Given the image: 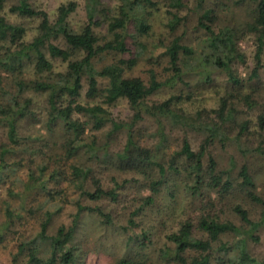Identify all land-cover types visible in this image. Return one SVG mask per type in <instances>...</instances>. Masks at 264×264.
<instances>
[{"label": "trees", "instance_id": "16d2710c", "mask_svg": "<svg viewBox=\"0 0 264 264\" xmlns=\"http://www.w3.org/2000/svg\"><path fill=\"white\" fill-rule=\"evenodd\" d=\"M195 1L196 11H201L197 28L203 32L202 46L197 52L181 45V37H174L165 47L170 76L157 81L151 73L146 84L140 78L124 76L125 70L134 66V59L119 58L98 66L97 58L111 53L131 54L128 38L149 35V20L160 5L169 16L167 29L174 33L184 21L180 12L188 7L185 0H84L86 21L76 31L69 22L78 8L75 1L60 5L54 20H50L46 12L33 7L34 0H0V128L5 133V139L0 142V185L15 173L13 166L20 168L30 164L26 167V179L21 181L23 191L17 193L19 197L27 196L33 190L54 197L48 185L61 176L67 186L80 195L75 203L72 225L60 226L54 234H48L53 214L46 212L39 218L36 235L19 244L12 264H20L17 258L21 254L26 257L24 264H78L80 255L74 243L81 214L94 213L104 225L113 222L109 213L99 207L83 206L80 199L93 202L108 199L117 203L121 192L132 186L135 191L131 201L138 207L130 213L126 230L130 231L129 241L143 249L149 242V233L135 231L137 223L132 217L153 205L162 187L173 177L178 180L177 187L199 201L196 215L185 217L167 235L172 247L165 246L159 251L161 262L264 264V259H256L250 251V246L259 242L258 233L264 230V197L257 193L254 178L246 165H241L234 174L236 164L232 159L230 166L222 169L210 152L216 142L222 147L231 140L238 142L248 131L250 121L237 123L238 133L230 138L226 126L234 125L237 110L226 98L220 101L216 110L209 113L196 111L191 115L172 110L171 105L180 101L177 96L159 104L147 102L158 90L174 87L194 70L205 75L207 82L213 74L221 73L229 83L239 86L235 68L245 64V55L238 44L247 34H253L256 41L257 67L252 76L257 77L264 51V0ZM204 1L221 6L219 11L227 7L226 2L240 9L246 7L249 20L241 27L218 23V11L203 7ZM6 7L19 19L37 21L36 34L31 40H25L27 30L22 24L11 23L2 15ZM104 25L111 35L109 39H100L95 33L96 28ZM136 47L139 51L145 48L141 43H136ZM53 61L64 64V69L56 71ZM28 68L33 72L31 78L25 76ZM28 93L32 96H27ZM38 96L43 98V112L36 113L33 98ZM118 101L128 105L132 113L128 121L116 122L104 108ZM240 103L250 106L253 99L244 95ZM211 113L215 114L214 118L210 117ZM144 115L152 117L157 124L156 132L149 134L152 139L157 138L153 148L144 143L141 131H136ZM166 122L184 132L177 149L166 148ZM25 123L32 124V128L39 124V129H33L35 134L26 133L30 130L22 129ZM256 126L259 131L264 130V111L257 116ZM96 133H105L101 136L104 143ZM121 133L125 134L121 148L111 152L110 141ZM189 133L202 136L196 149ZM57 136L61 137L59 143ZM257 151L264 156L261 145ZM38 157L40 160L36 163ZM63 164H67L65 172L61 169ZM106 166L117 173L107 186L94 172V168L106 169ZM122 174L129 178L119 182L117 176ZM16 188L15 182L10 183L9 195H14ZM232 196L235 199L227 203ZM243 202L260 208L256 219L250 217ZM225 204L229 205L230 214L221 209ZM2 205L6 226L11 222L13 211L8 202H2ZM227 215L237 218L239 225L226 219ZM133 262L123 259L118 264H135Z\"/></svg>", "mask_w": 264, "mask_h": 264}, {"label": "rangeland", "instance_id": "374dc122", "mask_svg": "<svg viewBox=\"0 0 264 264\" xmlns=\"http://www.w3.org/2000/svg\"><path fill=\"white\" fill-rule=\"evenodd\" d=\"M70 1H75L78 5L76 12L69 18L70 25L76 31L86 21L83 8L84 0H34L33 7L46 12L50 20H54L58 7ZM185 1L188 7L180 12V17H183L184 21L174 33L168 31L166 25L169 16L166 14L165 7L160 5L159 10L154 12L149 20L151 25L149 35L135 39L128 38L127 45L128 49L131 50V54L126 53L124 56L115 53L104 54L101 58H97V65L101 66L119 58L134 59V66L125 70V77L140 78L144 83L148 84L150 74L153 73L157 81H164L171 74L168 71L169 58L165 54V47L169 45L174 37H181V45L191 47L197 52L202 46L203 32L197 28V18L201 11H196L195 0ZM226 4L227 7L223 8V11H219L221 6L213 1H204L203 7H211L218 11V23L220 22L221 24L241 27L244 22L249 20L248 13L244 9L246 7L240 9L232 6L230 2H226ZM2 15L9 22L22 24L26 28V41L31 40L36 34V20L19 19L8 12V7L4 9ZM132 32L130 30L129 33L132 34ZM95 33L100 39H109L111 37L105 25L96 28ZM136 43H141L145 48L139 51ZM238 45L245 55V64L235 68L236 76L241 83L239 86L229 83L227 77L221 73L213 74L211 81L207 82L205 75L200 74L198 70H194L188 72L189 74L183 77V81L177 82L174 87H163L158 90L148 98L147 102L149 105L159 104L170 97L177 96L180 97V101H176L171 105L172 110L175 112L182 111L191 115L196 111L209 113L212 110H216L220 101L226 98L229 105H232L237 110L234 125L228 124L226 126L227 135L233 138L239 130L237 123L244 120L250 121L249 128L238 142L231 140L224 145L225 147L216 142L213 147H210V152L216 157L222 169L228 168L232 159L234 164H236L234 174L238 172L241 165H246L254 178L257 193L264 197V156L257 151L259 145L264 149V130L259 131L256 126L257 116L264 111V51L261 56V66L257 70V77H254L252 73L257 67L254 35H245L241 38ZM53 64L56 71H62L65 67L59 61H53ZM25 76L26 78L33 76L31 68L26 70ZM244 95H248L253 99L251 107L240 103V99ZM27 96H32V94L28 93ZM33 100V109L35 108L36 113L40 110L43 112V98L38 96L33 98ZM104 108L111 113V117L116 122L128 121L132 115L125 101H118L111 106H104ZM214 116L215 114H210L211 118H214ZM143 117V121L137 124L136 131H141L144 143L148 147L153 148L157 138L152 139L149 134L156 132L157 124L152 117L145 115ZM31 125L25 123L22 129L30 130L26 133H34L33 129H39V124H35L33 128ZM164 128V132L168 137L166 148L177 149L184 132L167 122L164 124ZM87 134L89 135V132ZM96 134L100 136L101 143H104L105 139L101 136L105 135V133L102 135L100 133ZM188 136L191 139L193 148L196 149L202 140V136L197 133H189ZM4 139L5 133L0 128V142ZM124 139V133L112 139L109 145L110 151L119 150ZM56 140L59 143L61 137L57 136ZM80 157H83L82 152H80ZM39 160L40 158L38 157L35 162L37 163ZM25 165L20 168L13 166V169H16L15 173L5 183L0 185V264H12L13 258L18 253L19 244L36 235L39 231V218L46 212L53 214L47 230L48 234H54L60 226L70 227L73 223V216L76 213L75 203L80 198L78 191L67 186L68 184L63 176L56 181H51L48 185V190L52 191L54 197H49L46 193L37 190H33L27 196L19 197V193L23 191L21 181L26 179V167L30 164ZM34 165L35 163L31 166L34 167ZM66 166L67 164H63L61 167L64 172L67 170ZM108 167L106 166V169L102 167L94 168L96 176L100 177L102 184L106 186L110 178L117 174L114 169ZM126 178H129V176L125 174L117 176L119 182ZM175 179L174 177L169 179L168 184L162 187L153 205L142 210L137 217H132L137 223L135 231L145 230L149 233V242L144 245L143 249H139L133 244L134 242L129 241L130 231L126 230L128 221L131 218L130 213L138 207L137 203L131 201L135 186L121 192L117 203H113L108 199H101L98 202L80 199L83 206L99 207L104 212L109 213L113 222L112 225H104L94 213L81 214L74 243L80 255L78 264H118L123 259H129L132 262L144 261V264H164L158 257L159 251L165 246L172 247L166 239L167 235L174 231L178 223L185 217H194L196 215V204L199 201L190 193L177 187L178 180L176 181ZM12 182L16 183L17 188L14 190V195L11 196L8 193V185ZM55 183L58 185H55ZM56 194H60V196ZM234 199L235 196L230 197L227 203L230 204ZM2 202H8L13 211L11 222L6 226L4 225L6 220ZM242 205L248 210L252 219L257 218L260 211L257 205L249 202H243ZM29 209L33 213H29ZM221 209L224 213L230 214L229 205H222ZM225 218H229L239 225L237 218L230 217V215L225 216ZM258 237L259 242L251 245L250 251L256 259L261 260L264 259V230H260ZM17 260L18 263L24 264L26 257L21 254L18 255Z\"/></svg>", "mask_w": 264, "mask_h": 264}]
</instances>
